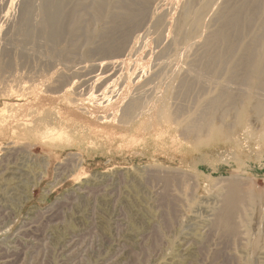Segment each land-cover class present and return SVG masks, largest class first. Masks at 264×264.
I'll use <instances>...</instances> for the list:
<instances>
[{"label": "rangeland", "instance_id": "1", "mask_svg": "<svg viewBox=\"0 0 264 264\" xmlns=\"http://www.w3.org/2000/svg\"><path fill=\"white\" fill-rule=\"evenodd\" d=\"M261 58L264 0H0V264H264Z\"/></svg>", "mask_w": 264, "mask_h": 264}, {"label": "bare ground", "instance_id": "2", "mask_svg": "<svg viewBox=\"0 0 264 264\" xmlns=\"http://www.w3.org/2000/svg\"><path fill=\"white\" fill-rule=\"evenodd\" d=\"M175 25V24H174ZM149 31V30H148ZM146 33H148V32H146ZM197 31L193 34L194 36L195 35H197ZM192 35V36H193ZM186 37V36H185ZM202 38V37H201ZM137 41V40H136ZM199 41H201L200 39H199ZM194 44V43H193ZM151 45V44H150ZM192 44H190V46H191ZM188 49H189V47H188ZM147 50V49H146ZM185 50H187V47L185 48ZM145 52V51H144ZM181 52H183V51H181ZM180 52V53H181ZM187 52V51H186ZM186 52H183L184 54L186 53ZM177 53V52H176ZM180 53H179V55H180ZM181 56H182V54H181ZM179 59V58H178ZM121 61V60H120ZM129 61V60H128ZM140 61V60H139ZM138 61V62H139ZM117 62H118V60H117ZM127 62V61H126ZM141 62V61H140ZM257 62H258V60H257ZM260 62H261V64L260 65H258L257 67H256V69H255V71H258L259 69H261L262 68V65H263V63H264V58H261L260 59ZM120 63H122V62H120ZM130 64V63H129ZM140 64H142V62L140 63ZM127 66V65H126ZM130 66V65H129ZM128 67V66H127ZM138 67V66H137ZM128 69V68H127ZM132 69V68H131ZM176 70V69H175ZM174 70V71H175ZM133 71V70H132ZM126 72H127V70H126ZM128 72H129V70H128ZM131 72V71H130ZM173 74V73H172ZM175 74V73H174ZM161 78V77H160ZM172 78V77H171ZM136 81V80H135ZM134 81V82H135ZM153 81V80H152ZM167 81H169V80H167ZM258 82V81H257ZM147 83V82H146ZM145 86L147 85V84H144ZM158 85V84H157ZM166 85V84H165ZM141 86V85H140ZM126 87V86H125ZM124 88V87H123ZM121 89V88H120ZM125 89V88H124ZM139 89H141V88H139ZM156 89V88H155ZM165 89V88H164ZM81 91H83V90H81ZM122 91V90H121ZM149 92V91H148ZM161 92V91H160ZM159 92V93H160ZM124 94V93H123ZM145 94V93H144ZM134 95V94H133ZM253 96V95H252ZM135 97V96H134ZM125 98V97H124ZM249 98V97H248ZM133 99V98H132ZM134 100V99H133ZM132 101V100H131ZM138 102V101H137ZM126 103V102H125ZM218 104V103H217ZM142 105V104H141ZM220 107V106H219ZM247 108H249V110H248V114H247V116L248 115H252L253 117H254V119H250L249 120V124H251L250 125V127L252 128V129H260V131L259 132H256V133H254L253 134V132H251V135H252V137H259V138H263L262 136H260V135H262L263 133H264V124L263 125H257V124H259L260 122H261V120L263 119V121H264V102H262V101H260V100H254V101H252V102H250L248 105H247ZM221 111V110H220ZM222 112V111H221ZM198 113V112H197ZM138 114V113H137ZM229 114V113H228ZM138 116V115H137ZM202 122L200 119L199 120H194L193 122H192V125H190V131L192 132V135L194 136H196V137H198V134L197 133H199L200 131H197L196 130V122L197 123H199V122ZM224 121V120H223ZM217 127H220L221 129H223V130H225L224 132H226V133H229V131L228 130H226V127H228V126H226V125H222V124H219V126H217ZM217 127H215V128H217ZM263 129V130H262ZM196 130V131H195ZM199 130H201V129H199ZM217 130V129H216ZM218 131V130H217ZM258 133H260L258 136H257V134ZM227 136V135H226ZM225 136V137H226ZM223 137H224V135H223ZM220 140V139H219ZM231 140V139H230ZM259 146V145H258ZM233 147H235V146H233ZM246 147V146H245ZM235 148H237V147H235ZM244 148V147H243ZM232 149V148H231ZM249 149V148H248ZM237 150V149H236ZM241 156V155H240ZM243 156V155H242ZM240 158V157H239ZM238 184H239V186H238V184H235V189L234 190H232L233 192V195L235 196V198L237 197V199H238V197H240L239 196V193H240V189H241V184L239 183V182H237ZM20 189V188H19ZM107 206V205H106ZM16 213V212H15ZM13 216V215H12ZM6 217V216H5ZM6 219V218H5ZM114 222V221H113Z\"/></svg>", "mask_w": 264, "mask_h": 264}]
</instances>
